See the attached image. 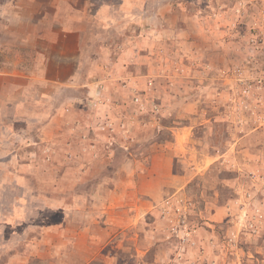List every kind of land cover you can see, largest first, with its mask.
Segmentation results:
<instances>
[{
	"label": "rangeland",
	"instance_id": "obj_1",
	"mask_svg": "<svg viewBox=\"0 0 264 264\" xmlns=\"http://www.w3.org/2000/svg\"><path fill=\"white\" fill-rule=\"evenodd\" d=\"M122 1L51 45L80 70L41 71L54 0H0V264H87L73 226L103 246L106 210L128 225L136 203L157 246L121 226L116 264H264V0Z\"/></svg>",
	"mask_w": 264,
	"mask_h": 264
},
{
	"label": "crops",
	"instance_id": "obj_2",
	"mask_svg": "<svg viewBox=\"0 0 264 264\" xmlns=\"http://www.w3.org/2000/svg\"><path fill=\"white\" fill-rule=\"evenodd\" d=\"M116 1L119 2L117 4H112L110 2V3H105L104 5L101 4L100 0H54L55 3L51 5L53 10L52 11L53 16H49L48 12L44 10L35 20L36 25H34V27L38 29L36 34L38 33V35L40 36L38 41L48 45L49 49L51 50L50 51L51 53L49 52V54H48V50L45 51V49L36 52L38 56L34 57V59L36 60L35 62H37L36 65L37 70L43 71V69H41L42 68L41 62H42V57L45 56L47 57L48 60H50L54 64H59V63L63 64L58 69H62L65 64L72 63L74 60L76 62L78 61L77 66L76 67L73 66L71 70L74 71L80 70V68H78L79 59L81 57L80 54L73 56L70 54H66L65 51L63 50L56 52L55 50L50 48L51 45L56 44L57 39L60 36L63 37L71 36L72 38H74L75 42H77V45L81 47L84 41L83 40L84 29H85L84 24L86 21H92V22L95 21L96 25L101 24V26L103 23H107L110 21H112L113 26H115L114 24L116 25L119 24L122 21V16L125 14V12L123 13L122 10V8H124L123 1L122 0H116ZM63 8H69V10H67L68 12L63 13L62 15V12H64ZM103 9H106V11L105 10L102 11ZM12 18L13 16L11 15L9 19ZM8 38L9 41L12 39L16 41V39H18L13 34H10ZM34 59H32V61ZM44 64L46 63L44 62ZM80 77L83 78L82 75ZM74 79H77V74L74 75ZM90 83L91 82H87L84 85L88 86ZM136 204L137 206L130 208L132 209V211H134V216L131 214L132 217H130V222L132 223L129 222L128 225H126L127 222H124V220L126 221V219L123 220L122 211L120 209H117L116 207L112 208L111 206L110 209L106 210L105 212L106 214H104L105 219L103 220V223L106 224V227L111 231L106 232L107 230L104 231V229L100 227L99 233L101 234L105 232V234L108 235L106 237V241L103 246L99 247L95 245L96 242L95 237H97L96 232H94L93 235L94 241L93 242L91 241L92 234L90 231L92 224H90L91 222L89 221V219L86 222V224L79 223L76 224V227L73 226L74 228L72 230L73 237L70 248L71 255L73 257L74 256L79 257L80 259H86L88 263H90L92 260L101 257L104 264H116L118 262L117 259L118 257L116 254L121 252L120 249H122L125 244L124 242L125 238L122 236L121 231H119V228L121 226L124 227V232H126V228L128 226L136 228L134 232L137 236L135 235L133 238L136 239L134 243L138 245V250L140 253L148 252L149 250L155 248L157 246V240L155 239V237H153V234L149 235L145 233L144 237L146 238L148 237V239H142V237H139L140 236L139 233L140 231H138L139 217L141 218L145 216L148 210H144L143 208H141V206L138 205V203ZM94 221L99 223L100 219H94ZM142 248H146L145 251L144 250L142 251ZM58 249L59 248H57L56 246V248H54V251L55 252L60 251ZM32 253L33 251L30 252L31 255ZM14 254L15 253H11V256L14 257L15 256ZM12 257L11 260L13 259ZM26 257L29 258V255ZM155 261H157V259H155ZM155 261L154 264H156Z\"/></svg>",
	"mask_w": 264,
	"mask_h": 264
},
{
	"label": "built area",
	"instance_id": "obj_3",
	"mask_svg": "<svg viewBox=\"0 0 264 264\" xmlns=\"http://www.w3.org/2000/svg\"><path fill=\"white\" fill-rule=\"evenodd\" d=\"M170 203V201H168V204Z\"/></svg>",
	"mask_w": 264,
	"mask_h": 264
}]
</instances>
